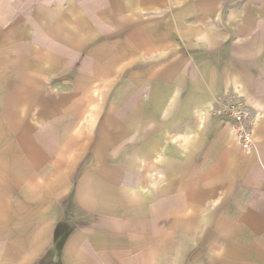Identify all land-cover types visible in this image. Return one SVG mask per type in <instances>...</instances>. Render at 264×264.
I'll return each instance as SVG.
<instances>
[{"label": "crops", "instance_id": "obj_1", "mask_svg": "<svg viewBox=\"0 0 264 264\" xmlns=\"http://www.w3.org/2000/svg\"><path fill=\"white\" fill-rule=\"evenodd\" d=\"M0 264H264V0H0Z\"/></svg>", "mask_w": 264, "mask_h": 264}, {"label": "built area", "instance_id": "obj_2", "mask_svg": "<svg viewBox=\"0 0 264 264\" xmlns=\"http://www.w3.org/2000/svg\"><path fill=\"white\" fill-rule=\"evenodd\" d=\"M214 115L232 121V130L244 151H250L254 147L250 126L251 113L245 105L232 100L216 101Z\"/></svg>", "mask_w": 264, "mask_h": 264}]
</instances>
